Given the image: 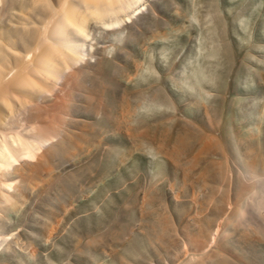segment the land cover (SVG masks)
I'll list each match as a JSON object with an SVG mask.
<instances>
[{
  "label": "rangeland",
  "instance_id": "1",
  "mask_svg": "<svg viewBox=\"0 0 264 264\" xmlns=\"http://www.w3.org/2000/svg\"><path fill=\"white\" fill-rule=\"evenodd\" d=\"M142 1L120 27L89 23L54 92L65 139L23 179L0 264H264L243 166L264 164V0Z\"/></svg>",
  "mask_w": 264,
  "mask_h": 264
},
{
  "label": "bare ground",
  "instance_id": "2",
  "mask_svg": "<svg viewBox=\"0 0 264 264\" xmlns=\"http://www.w3.org/2000/svg\"><path fill=\"white\" fill-rule=\"evenodd\" d=\"M17 1L0 0V249L4 245L8 247L9 235H13L4 231L3 227L8 210L18 205L17 199L23 190V179L26 177L29 182L35 172L41 175L48 167L45 164L50 161L59 148V142L64 138L68 104L66 105L64 96L61 97L62 93L56 96L54 92L62 85V80L69 82L75 76L77 72L75 73L74 66L90 55L86 44L89 36L87 28L92 20L101 23L105 29L118 25L120 27L126 17L130 18L141 12L144 7L142 0H27L25 3L21 2V5ZM38 4L45 7L39 24L35 23L33 16ZM15 10L24 17L20 22L22 28L15 22H3V18ZM30 22L37 26L29 29ZM202 73L207 74L203 71ZM195 74L197 77V73ZM184 78L186 88L197 87V79L187 76ZM61 88L67 87L63 85ZM65 90L63 89V92ZM49 94L56 97L47 101ZM243 166L244 172L256 181H259L257 178L261 175L264 176V164L258 168L245 162ZM256 181H252L248 186V183H243L248 187L244 188L253 193V199L248 200L247 208L252 207L251 210L259 216L264 211V181L260 182V185H257ZM247 208L241 214H250V209ZM251 214L253 215V212ZM251 223L254 227L257 220L253 219ZM196 244L195 247H202V242L197 241ZM200 260L204 262L205 258ZM189 263L190 261H185L182 264Z\"/></svg>",
  "mask_w": 264,
  "mask_h": 264
}]
</instances>
